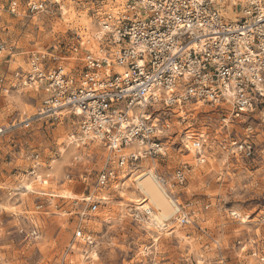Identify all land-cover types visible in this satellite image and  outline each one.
I'll list each match as a JSON object with an SVG mask.
<instances>
[{
	"label": "rangeland",
	"instance_id": "obj_1",
	"mask_svg": "<svg viewBox=\"0 0 264 264\" xmlns=\"http://www.w3.org/2000/svg\"><path fill=\"white\" fill-rule=\"evenodd\" d=\"M19 1L24 9L27 0ZM95 8L93 0H52L44 12L4 11L0 42L17 56L61 50L76 29L91 25ZM14 67L0 57V77ZM39 105L32 91L0 98V126L9 129L0 151V264H264V110L249 117L252 159L223 152L218 122L203 104L193 105L182 123L177 114L157 111L154 117L170 124L165 156L144 161L119 186H103L107 147L82 137L76 116H41ZM202 134L209 138L207 160L198 164L194 144ZM181 167H187L183 184L174 177ZM149 171L190 224L177 214L159 227L137 205L144 198L137 179Z\"/></svg>",
	"mask_w": 264,
	"mask_h": 264
},
{
	"label": "built area",
	"instance_id": "obj_2",
	"mask_svg": "<svg viewBox=\"0 0 264 264\" xmlns=\"http://www.w3.org/2000/svg\"><path fill=\"white\" fill-rule=\"evenodd\" d=\"M51 1L27 0L22 9L19 0H9L0 14L44 12ZM93 1L91 25L76 29L61 50L17 56L0 42V57L15 64L0 77V98L32 91L40 96L39 115L76 116L82 137L109 150L103 186H119L144 161L165 156L162 137L170 124L154 117L160 110L182 123L193 105L203 104L218 122L223 152L252 159L249 117L264 110V0ZM23 123L29 126L31 117ZM8 131L0 126V151ZM208 140L202 134L194 144L198 164L206 163ZM186 173L187 167L175 172L178 183ZM177 214L182 224L191 223L181 208Z\"/></svg>",
	"mask_w": 264,
	"mask_h": 264
},
{
	"label": "bare ground",
	"instance_id": "obj_3",
	"mask_svg": "<svg viewBox=\"0 0 264 264\" xmlns=\"http://www.w3.org/2000/svg\"><path fill=\"white\" fill-rule=\"evenodd\" d=\"M137 181L138 189H140L144 198H142L143 201L136 199L135 202L140 208H144L150 214L153 224L160 227L163 226L164 221L176 217L180 207L164 186L163 181L153 171L142 174Z\"/></svg>",
	"mask_w": 264,
	"mask_h": 264
}]
</instances>
